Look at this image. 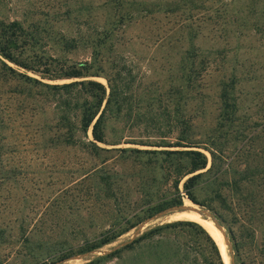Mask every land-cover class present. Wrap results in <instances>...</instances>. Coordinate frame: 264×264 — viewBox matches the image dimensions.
<instances>
[{
	"label": "trees",
	"instance_id": "1",
	"mask_svg": "<svg viewBox=\"0 0 264 264\" xmlns=\"http://www.w3.org/2000/svg\"><path fill=\"white\" fill-rule=\"evenodd\" d=\"M208 1L160 4L164 12H189L179 28L183 38L186 31L189 46L166 86L143 79L136 85L138 75L118 49L134 17L132 11H120L124 0L105 1V22L88 25L78 37L56 26V14L29 23L7 18L0 0V190L26 181L23 169L34 165L24 159L27 151H73L86 158L78 170L83 177L63 194H84L108 207L102 209L103 231L78 248L66 240L51 245L25 236L33 264H56L101 249L146 217L184 204V195L225 227L234 264H264V146L259 145L264 129L259 131L241 111L243 87L261 76L251 70L242 74L245 64L230 58L225 47L208 54L200 49L202 28L194 25L192 11L209 9ZM223 2L222 25L234 26L236 49L249 36L264 39V0ZM130 4L146 8L143 1ZM81 43L90 50L89 58L72 60L69 53ZM212 67L218 70L216 89L207 78ZM259 90L255 96L262 95L263 108L264 90ZM181 235L193 242H183ZM11 237L0 226V264H8L4 248ZM114 259L119 264H226L212 234L190 219L150 225L86 264Z\"/></svg>",
	"mask_w": 264,
	"mask_h": 264
},
{
	"label": "rangeland",
	"instance_id": "2",
	"mask_svg": "<svg viewBox=\"0 0 264 264\" xmlns=\"http://www.w3.org/2000/svg\"><path fill=\"white\" fill-rule=\"evenodd\" d=\"M105 1L107 0H4L3 15L12 19L25 18L29 23L39 18L44 19L48 13L56 14L57 17L53 19L56 26L69 35L78 37L87 30L88 25H102L105 22L108 15V10L104 7ZM133 1H143L146 8L131 9L130 3ZM165 1L171 0H124L126 4L120 10L122 13L127 11L134 13V17L129 19L130 22L126 23L127 27L124 28L125 33L118 49L133 65L134 72L138 75L136 85L143 79L144 83L159 82L160 85L169 86L168 77L173 72H177L179 60L189 46L186 31H183L185 34L183 38L179 30L185 26L184 19L189 12H184L185 9L175 13L164 12L161 10L163 5L160 4ZM223 1L225 0H209L207 3L209 9L197 7L192 11L195 15L194 25L202 28L197 44L201 50H204V54L225 47L229 50L230 58L238 57L245 64L241 70L242 74L251 70V74L255 72L261 76L257 82L246 83L243 88L247 94L241 96L242 113L251 116L250 119L256 122L255 126L261 131L264 129V107L262 108V103L260 104L262 95L255 96V88H260L259 91L264 90V39L258 41L259 36H249L244 40L243 45L236 49L235 47L240 44L236 39L234 26L230 23L222 25L224 17L221 16L224 15L221 14L226 8L224 6L221 9ZM243 1L248 2V0ZM150 6L154 9L152 13ZM68 12L70 16L67 15ZM223 27L226 28V32L223 31ZM89 56L90 50L83 43L78 49L69 53V57L77 61L87 59ZM215 56V53L211 54L212 58ZM217 74L218 70L215 67L210 68L207 73L209 85L214 89H216ZM100 80L106 83L105 79L100 78ZM130 145L132 144L123 143L121 146ZM259 145L264 146V139ZM23 156L26 161L34 162L33 166H26L23 169L24 172H28L26 181L15 186L9 184L7 188L0 190V226L12 236L9 246L4 248L8 264L35 263L33 255L29 257L27 255L29 248L27 249L23 244V238L27 235L35 242L58 245L66 240L69 243L73 242L75 248H78L85 239H93L103 231L101 227L103 225L100 224L105 214L102 209L106 210L108 207L101 206L100 202L97 203L84 194L75 198L71 196L72 192L63 194L64 190L83 177L81 172L79 171L80 174L78 172L82 170L79 167L86 160L83 155L73 151L53 154L43 152L31 154L27 151ZM72 172L76 173L72 174ZM75 192L78 191L74 190ZM187 199L184 195V203L190 204ZM176 212L147 224L142 232L150 225L180 220L173 217ZM92 224L96 226L92 228ZM137 228L101 249L76 253L56 264H86L101 254L113 251L116 246L134 239ZM179 239L183 242L190 241L187 235H181ZM224 244L229 257L228 264H231L229 248L225 242ZM193 251L195 252V249ZM35 252L37 253V250ZM128 254L130 253L124 255L128 256ZM223 258L225 260L224 255ZM118 262V259H114L100 264H119Z\"/></svg>",
	"mask_w": 264,
	"mask_h": 264
},
{
	"label": "water",
	"instance_id": "3",
	"mask_svg": "<svg viewBox=\"0 0 264 264\" xmlns=\"http://www.w3.org/2000/svg\"><path fill=\"white\" fill-rule=\"evenodd\" d=\"M189 199V198H188ZM190 200V199H189ZM191 201V200H190ZM195 206H186V204H182V205H174V206H170L167 208H164L163 210L146 217L140 224L139 227L137 228V230L134 233V237H136L137 235H139L142 230L146 227L147 224L162 218L163 216H166L168 214H170L171 212H176V211H185V210H193L196 211L200 214H202L203 216L209 218L214 225L221 231L223 238H224V242L226 243V245L228 246L229 250H231V240L230 237L225 229V227L222 225V223L215 217L214 213H212L209 209L205 208V207H201L198 204L194 203L193 201H191ZM133 237V238H134ZM127 243H129V241L124 242L118 246H116L114 249L119 248L120 246L126 245ZM231 264H234L233 261V257L231 259Z\"/></svg>",
	"mask_w": 264,
	"mask_h": 264
},
{
	"label": "bare ground",
	"instance_id": "4",
	"mask_svg": "<svg viewBox=\"0 0 264 264\" xmlns=\"http://www.w3.org/2000/svg\"><path fill=\"white\" fill-rule=\"evenodd\" d=\"M189 202H191L189 199H187ZM186 206H195L192 202L190 204H188L187 202L185 203ZM174 218H186V219H190V220H195L199 223H201L211 234L212 236L215 238V240L217 241L221 252L223 253L225 260L228 264L229 261V257L227 254V249L225 247L224 241H223V236L221 231L214 225V223L209 220V218L203 216L202 214L196 212V211H180V212H176L173 214Z\"/></svg>",
	"mask_w": 264,
	"mask_h": 264
}]
</instances>
